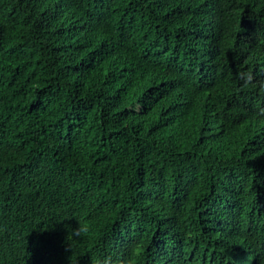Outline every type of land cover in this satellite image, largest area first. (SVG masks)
Instances as JSON below:
<instances>
[{
    "label": "trees",
    "instance_id": "obj_1",
    "mask_svg": "<svg viewBox=\"0 0 264 264\" xmlns=\"http://www.w3.org/2000/svg\"><path fill=\"white\" fill-rule=\"evenodd\" d=\"M119 256L264 263V0H0V264Z\"/></svg>",
    "mask_w": 264,
    "mask_h": 264
},
{
    "label": "clouds",
    "instance_id": "obj_2",
    "mask_svg": "<svg viewBox=\"0 0 264 264\" xmlns=\"http://www.w3.org/2000/svg\"><path fill=\"white\" fill-rule=\"evenodd\" d=\"M241 79L251 80L252 77H251L250 73H244V74H241ZM261 123H262V121L259 122L257 129H259L261 127L260 126ZM10 218H12L13 224H17V225L19 224L22 226H27L29 223L34 222L33 221L34 216H27L25 214H22L21 211H14V215H11ZM49 227H50V228H48L49 234H47V238H50V237L65 238L64 236L66 235V230L63 228V225L61 223L55 231L53 230V228L51 226H49ZM228 251H232V249L230 248V249H228ZM228 251H227L226 255L231 254ZM79 264H81V262H79ZM89 264H91V263H89ZM94 264H134V262L133 263H127V262H125V259H123L122 256H119L117 258H108V259H104V260H99L97 263H94ZM236 264H238V263H236ZM248 264H253V262L250 261Z\"/></svg>",
    "mask_w": 264,
    "mask_h": 264
}]
</instances>
